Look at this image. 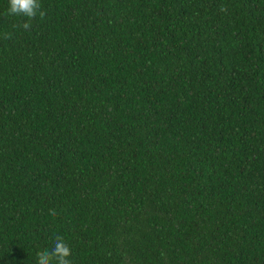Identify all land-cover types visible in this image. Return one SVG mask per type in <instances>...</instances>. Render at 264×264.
I'll list each match as a JSON object with an SVG mask.
<instances>
[{
    "label": "trees",
    "instance_id": "1",
    "mask_svg": "<svg viewBox=\"0 0 264 264\" xmlns=\"http://www.w3.org/2000/svg\"><path fill=\"white\" fill-rule=\"evenodd\" d=\"M40 3L0 0V264H264V0Z\"/></svg>",
    "mask_w": 264,
    "mask_h": 264
},
{
    "label": "clouds",
    "instance_id": "2",
    "mask_svg": "<svg viewBox=\"0 0 264 264\" xmlns=\"http://www.w3.org/2000/svg\"><path fill=\"white\" fill-rule=\"evenodd\" d=\"M8 14L26 17L27 20L20 23L19 25H14V27H20L24 30H30L31 24L30 21L35 19L37 15L41 19L46 16V11L42 9L40 0H8ZM220 12H226L227 8L221 6L219 8ZM51 215H56L55 210L50 211ZM71 248L65 239L57 235L55 237L54 246L49 249H43L37 251L36 260L37 264H72V261L69 259L71 256Z\"/></svg>",
    "mask_w": 264,
    "mask_h": 264
}]
</instances>
